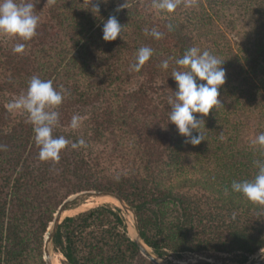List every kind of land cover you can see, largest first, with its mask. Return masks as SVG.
<instances>
[{
    "label": "trees",
    "instance_id": "trees-1",
    "mask_svg": "<svg viewBox=\"0 0 264 264\" xmlns=\"http://www.w3.org/2000/svg\"><path fill=\"white\" fill-rule=\"evenodd\" d=\"M30 2L40 19L36 36L0 42V264H46L45 234L57 210L70 195L90 190L125 199L162 259L223 254L244 264L264 249V205L230 190L234 180L254 178V161L264 160V149L252 143L264 133V0H180L159 15L153 0H95L104 19L115 15L125 26L124 39L111 42L102 39L91 0ZM153 28L162 38L145 35ZM21 42L25 51L14 53ZM145 46L152 57L140 72L130 71ZM191 47L225 60L227 73L222 105L199 117L206 140L195 147L168 124L171 72ZM33 76L65 94L53 109L59 118L52 134L69 141L58 161L39 159L32 124L5 107ZM73 115L83 130H66ZM250 135L251 144L241 146ZM54 247L63 264H152L112 204L66 217Z\"/></svg>",
    "mask_w": 264,
    "mask_h": 264
},
{
    "label": "clouds",
    "instance_id": "clouds-1",
    "mask_svg": "<svg viewBox=\"0 0 264 264\" xmlns=\"http://www.w3.org/2000/svg\"><path fill=\"white\" fill-rule=\"evenodd\" d=\"M101 2L107 3L108 0H101ZM48 3L50 0H47L46 5ZM179 3L180 0H153L152 8L158 15L172 13ZM126 5L127 2L118 5L115 11H122L127 8ZM184 6L192 5L185 3ZM35 9V3L30 0H0V35L18 38L24 42L32 40L37 34L40 23ZM90 10L96 17L97 14L102 17L99 3L95 0H91ZM100 20L103 22L102 39L104 41L124 39L125 26L121 25L115 15H110L107 19L102 17ZM145 35H151L157 40L163 36L155 28L150 31L145 29ZM24 51L25 43L23 42L17 43L13 48V52L17 54H22ZM152 55V48L147 46L139 48L136 62L130 66V71L140 72ZM224 62L225 60H221L208 50L201 51L199 47H191L182 57L175 59L177 67L172 69L171 77L176 82V89H172L173 95L168 97V124H174L178 133L185 138V142L194 147L206 140L201 130L202 127L207 128L206 121L199 117L209 116L214 109L217 110L218 106L222 105L220 89L226 83L227 75L223 67ZM160 67L168 70L169 60H163ZM64 95L63 90H57L54 87L52 80H42L33 76L28 82L26 92L5 106L9 112L21 110L26 113L27 121L33 126L35 143L40 148L41 161H58L61 151L69 144L64 136L54 137L52 134L58 123L59 114L50 109L60 106ZM79 122L80 117L73 115L71 127L76 129ZM194 133L197 134L194 135ZM84 143L81 139L72 143L71 146L75 149ZM252 143L264 149V133H261ZM254 165L257 168L254 178L243 181L234 180L230 190L252 203L264 205V160H255ZM228 191L229 189H225V194ZM261 254L264 255V249L261 250Z\"/></svg>",
    "mask_w": 264,
    "mask_h": 264
},
{
    "label": "water",
    "instance_id": "water-1",
    "mask_svg": "<svg viewBox=\"0 0 264 264\" xmlns=\"http://www.w3.org/2000/svg\"><path fill=\"white\" fill-rule=\"evenodd\" d=\"M99 198H111L117 203V204H112V205L122 210L123 216L128 226L129 235L132 241H134L137 244L141 254L146 259H148L152 264H180V263H173V262H170V261H167L165 259L158 257L154 253L153 249L146 244L145 240L143 239L141 235L136 212L127 203V201H125V199H123L119 194L115 192L96 191V190L84 191V192L73 194L69 196L60 205L59 209L57 210L54 216L53 221L51 222L45 234L43 253H44V260L46 264H53V259L56 255L55 247H54V240H55V236H56V233L58 231L60 224L66 217L74 216L70 214V212H72L71 206L74 203L80 202L82 200L88 201L90 199H99ZM103 204H111V203L93 204V206L89 207L87 210L103 205ZM244 264H264V255H262L261 251H259L255 255L251 256L248 259V261L245 262Z\"/></svg>",
    "mask_w": 264,
    "mask_h": 264
},
{
    "label": "rangeland",
    "instance_id": "rangeland-1",
    "mask_svg": "<svg viewBox=\"0 0 264 264\" xmlns=\"http://www.w3.org/2000/svg\"><path fill=\"white\" fill-rule=\"evenodd\" d=\"M11 38L12 37L0 35V42H7ZM229 38L233 42L241 41L240 37L235 35V34H233V33L229 34ZM16 98H18V97H8L7 96L5 98V100H6V103L8 104L9 102L13 101ZM50 110H53V109H50ZM11 113L17 119H21V120L27 119L26 113H24L21 110H16V111L11 112ZM66 130H75L76 132H79L80 130H83V127L78 126L76 129L66 128ZM252 133H253L252 138H254V136H256L257 133H258V128H253ZM245 136L246 135L244 134V137ZM250 139H251V135L246 137V140H243V141L240 142L241 146L246 147V146H248V144H251V141H249ZM86 202L87 201L82 200L77 205L71 206L72 212H70V214L71 215L78 214L80 212H83V211L87 210L89 207L93 206V205H91V206L85 207L84 205L86 204ZM111 204H113V203H111ZM232 258H233V256H231V255H223V254L222 255H203L202 256V255H195V254L185 253V254H182L180 257L170 256L166 260L170 261V262H173V263H180V264H203V262H209L210 264H237V263H233L231 261ZM54 260L56 262H62L64 260V257L61 254L56 252Z\"/></svg>",
    "mask_w": 264,
    "mask_h": 264
},
{
    "label": "bare ground",
    "instance_id": "bare-ground-1",
    "mask_svg": "<svg viewBox=\"0 0 264 264\" xmlns=\"http://www.w3.org/2000/svg\"><path fill=\"white\" fill-rule=\"evenodd\" d=\"M113 203V204H117L113 199L111 198H99V199H90L89 201L86 202V204L84 205L85 207L87 206H91L93 204H100V203ZM68 212V211H67ZM53 264H63L62 262H56L53 259Z\"/></svg>",
    "mask_w": 264,
    "mask_h": 264
}]
</instances>
